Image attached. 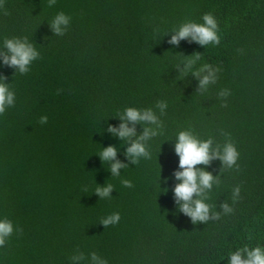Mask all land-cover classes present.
Wrapping results in <instances>:
<instances>
[{
	"label": "trees",
	"instance_id": "trees-1",
	"mask_svg": "<svg viewBox=\"0 0 264 264\" xmlns=\"http://www.w3.org/2000/svg\"><path fill=\"white\" fill-rule=\"evenodd\" d=\"M3 3L0 83L15 103L0 114V221L14 231L0 264H95L92 253L107 264H229L238 249L264 248V0ZM60 12L71 18L63 36L51 27ZM206 13L217 20L218 46L170 43L174 29L202 24ZM6 38H26L39 53L27 74L4 64ZM205 64L218 79L201 89L208 72H193ZM128 107L151 109L163 127L129 122L136 134L121 140L108 129L120 128ZM145 128L160 134L142 141L150 158L133 163L127 149ZM185 130L212 139L213 150L232 142L240 154L238 170L220 159L198 166L219 180L204 192L207 223L194 224L174 194ZM110 146L116 160L103 162ZM116 161L126 166L119 176L110 171ZM108 184V198L95 194ZM115 213L120 221L105 227Z\"/></svg>",
	"mask_w": 264,
	"mask_h": 264
},
{
	"label": "clouds",
	"instance_id": "clouds-1",
	"mask_svg": "<svg viewBox=\"0 0 264 264\" xmlns=\"http://www.w3.org/2000/svg\"><path fill=\"white\" fill-rule=\"evenodd\" d=\"M56 0H49V7L54 6ZM0 9H4L3 0H0ZM4 14L8 15L7 10H4ZM203 23L198 24L194 22H186L180 25L178 29H174L175 34L172 36L170 43L178 45L180 40L190 39L201 46L219 45L221 43V37L218 35L219 26L217 20L211 13H206L202 17ZM71 18L65 13H58L51 22L57 36H63L66 34L67 27L70 24ZM64 26V27H62ZM4 46L10 53V55L4 56V64L10 67L17 68L19 73L27 74L30 70V66L33 61L39 58V53L35 48L27 43L25 38L22 41L19 38H6ZM201 57L199 54L193 58H190L187 62V68L190 69L192 65ZM208 72V75L200 78L202 72ZM216 71L213 70L210 65L205 64L199 71L193 72V75L200 78L201 89H206L210 83H215L218 79ZM6 79V78H0ZM227 95V91L222 93ZM15 103V93L9 90V86L6 83H0V114H4L6 108L13 106ZM163 111L167 105L163 102L158 105ZM125 121L121 124L119 129L110 127L108 129L114 136H118L121 140L131 138L135 136V128H129L128 123H151L162 128L163 125L159 121L158 117L151 111V109L141 112L139 109L128 107L125 109V114L119 117ZM47 116L40 118V123H47ZM160 133L151 128H145V131L139 139L132 143V146L127 149V155L132 158L133 163H138L140 157L150 158V153L146 146L142 143L151 137L159 135ZM213 140L207 139L205 141L200 140L192 131L185 130L180 131L177 137V143L175 144V152L180 157V168L183 171L175 173V177L180 181L174 189V194L177 203L180 205V211L189 216L192 222L207 223L210 219L211 206L205 203L206 197L204 196L205 190H211L214 183H219L218 178H214L213 175L203 169H199V165H209L213 159H220L223 165L227 168L236 167L238 170L239 152L236 146L232 142H228L223 146L222 152L217 147L216 150L212 149ZM100 158L103 162L115 161L117 157V149L113 146L107 147L100 152ZM126 167L119 161L111 164L110 171L114 176H119L121 168ZM122 184L125 187H131L132 184L128 180H123ZM113 186L108 184L106 187L97 186L95 194L103 198H108L113 191ZM234 197H239L240 188L234 189ZM194 197H198L194 199ZM236 202V200H234ZM225 212H233L227 204L224 206ZM212 219H219V214H213ZM121 217L119 213L109 215L107 218L102 219L101 223L107 227L109 225L117 224ZM14 227L11 221L4 219L0 221V247H3L6 242V238L13 234ZM246 254L247 258H243ZM83 258V256H81ZM92 261L95 264H107V261L101 259L96 253L91 254ZM229 264H264V248L255 247L249 249L245 246L238 249L234 253H230Z\"/></svg>",
	"mask_w": 264,
	"mask_h": 264
}]
</instances>
